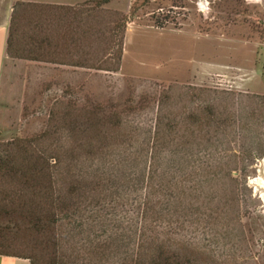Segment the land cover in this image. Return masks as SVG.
<instances>
[{
	"label": "rangeland",
	"instance_id": "374dc122",
	"mask_svg": "<svg viewBox=\"0 0 264 264\" xmlns=\"http://www.w3.org/2000/svg\"><path fill=\"white\" fill-rule=\"evenodd\" d=\"M99 1L0 0L7 35L18 4H33L29 14L43 15L44 29L57 21L60 37L46 58L50 64L3 57L0 32V145H32L52 127L90 114L121 122L116 134L110 130L108 139H118H109V148L138 149L158 117L167 115L175 167L184 162L187 179L199 173L216 182L204 184V221L189 230L192 239L217 264H264V0ZM71 24L76 34L91 32L85 51L75 48L76 36L71 43ZM191 116H200L201 125ZM118 161L112 157L94 168L115 173L107 169ZM225 197L231 201L226 214ZM0 225L7 226L2 215ZM32 240L8 238L24 257L32 255Z\"/></svg>",
	"mask_w": 264,
	"mask_h": 264
},
{
	"label": "trees",
	"instance_id": "16d2710c",
	"mask_svg": "<svg viewBox=\"0 0 264 264\" xmlns=\"http://www.w3.org/2000/svg\"><path fill=\"white\" fill-rule=\"evenodd\" d=\"M112 1L98 3L104 6ZM29 7L34 5L18 4L13 12L6 54L15 60L55 64L46 58L52 45L60 44L54 29L58 22L52 21L44 29L40 20L44 16L29 14ZM71 27V43L76 36L75 48L85 51L91 32L76 34ZM70 119L64 128L52 127L32 145L18 140L0 145V180L4 183L0 215L7 220V226L0 225V237L30 238L34 243L32 255L24 257L15 254L3 236L0 256L30 264H217L197 246L189 231L197 230L204 221L200 211L208 180L199 173L187 179L184 162L175 167L170 117H158L138 149L121 152L107 146L109 139H118H108L110 130L115 133L122 127L114 115L101 119L78 114ZM191 119L199 126L202 123L200 116ZM135 138V133L130 134L131 140ZM45 141L51 143L45 147ZM72 141L80 145L67 148L66 143ZM185 146L183 142L181 152ZM112 157L119 161L110 163L107 170L115 173L94 168L95 163ZM130 162L132 169L126 171ZM221 202L226 214L231 201L225 197ZM81 251L91 256L83 258Z\"/></svg>",
	"mask_w": 264,
	"mask_h": 264
},
{
	"label": "crops",
	"instance_id": "0c3cea01",
	"mask_svg": "<svg viewBox=\"0 0 264 264\" xmlns=\"http://www.w3.org/2000/svg\"><path fill=\"white\" fill-rule=\"evenodd\" d=\"M0 32H5L4 38H3V57L6 54V41H7V32L3 30L0 27ZM2 41V40H1ZM1 54H0V87H1V78H2V72L4 70V65L2 66L1 64ZM0 264H30L29 261L21 258H16V257H6V256H0Z\"/></svg>",
	"mask_w": 264,
	"mask_h": 264
},
{
	"label": "bare ground",
	"instance_id": "6f19581e",
	"mask_svg": "<svg viewBox=\"0 0 264 264\" xmlns=\"http://www.w3.org/2000/svg\"><path fill=\"white\" fill-rule=\"evenodd\" d=\"M260 189V188H259ZM259 191V190H258ZM263 195H264V190H263Z\"/></svg>",
	"mask_w": 264,
	"mask_h": 264
}]
</instances>
